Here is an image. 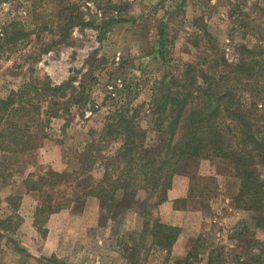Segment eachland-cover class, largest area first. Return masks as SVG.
Returning <instances> with one entry per match:
<instances>
[{"label":"rangeland","instance_id":"1","mask_svg":"<svg viewBox=\"0 0 264 264\" xmlns=\"http://www.w3.org/2000/svg\"><path fill=\"white\" fill-rule=\"evenodd\" d=\"M68 18L71 26L64 23ZM160 33L163 39L158 38ZM6 36L13 42L2 43ZM158 44L161 52H157ZM240 45L255 52L260 67L252 75L236 71L230 84L236 87L234 94L255 96L256 91L261 92L255 101L264 110V0H0V99L18 92L31 78H47L53 86H74L79 93L78 105L66 117L68 125L64 127L63 116L52 117L45 133L64 145L69 158L64 173H71L93 146L101 149L92 150L96 162L92 169L98 171L97 166L112 156L117 146L114 139L109 142L100 134L110 114L138 108L136 122L151 149L160 137L148 105L155 91L163 89L162 78L179 79L186 63L200 65L206 56L211 68L209 64L203 69L226 74L242 54L236 50ZM71 94L68 88L62 97L69 100ZM257 128L264 131L263 118ZM33 151L18 156L0 153V196H4L14 170L26 162L36 163L32 173L38 188L35 199L41 202L57 195L55 189L39 186L35 176L41 172L47 175L50 169L30 158ZM200 162L212 165L221 175V183L218 186L208 177L191 182L193 191L202 195L208 222L205 220L204 234L181 264H264V228L255 227L251 214L234 205L238 184L231 179L230 168L217 159ZM218 192L231 200L243 218L236 221L237 242L217 235L209 222V201ZM73 193L66 198L72 199ZM223 202L219 197L213 208L227 212L222 210ZM11 203L16 207L18 201ZM11 222L13 229L18 220ZM107 224L102 223L100 230ZM2 241L14 252L20 250L15 240L0 233V244ZM152 250L146 255V264H168L167 255L154 257L159 249ZM17 253L14 259H24L22 252Z\"/></svg>","mask_w":264,"mask_h":264},{"label":"trees","instance_id":"2","mask_svg":"<svg viewBox=\"0 0 264 264\" xmlns=\"http://www.w3.org/2000/svg\"><path fill=\"white\" fill-rule=\"evenodd\" d=\"M70 19L64 23L70 25ZM59 27L63 28L61 23ZM3 40L4 44L13 42L7 36ZM236 50L242 54L226 74L203 69L210 64L206 56L200 65H186L179 79L162 78L163 89L155 91L148 105L154 130L160 137L158 145L151 149L136 122L138 108L110 114L101 137L109 142L119 139L121 145L102 162L100 183L84 194L73 193L72 199H65L53 209L71 204L75 207L82 197L93 196L102 202L108 215L117 216L126 204L136 202L142 208L141 230L131 232L120 243L131 264H146V255L153 248L170 250L179 233L177 228L161 224L156 218L174 175L192 173L200 160L217 159L227 164L238 181L234 204L251 212L255 227L263 229L264 131L257 126L258 120H264V110L255 101L261 92L256 91L255 96L234 94L236 87L230 84L236 71L252 75L260 65L254 51L243 45ZM68 88L72 94L64 100L62 93ZM76 92L68 83L53 86L47 78H31L18 92L0 99V153L18 156L35 150L46 136V124L52 117L63 116L66 127L70 121L66 117L78 105ZM92 150L101 151L93 146L81 154V166L71 173L48 170L47 175L38 177L39 186L90 179L95 163ZM31 183L29 189L37 191L35 182ZM51 202V197L47 198L44 207L50 210Z\"/></svg>","mask_w":264,"mask_h":264},{"label":"crops","instance_id":"3","mask_svg":"<svg viewBox=\"0 0 264 264\" xmlns=\"http://www.w3.org/2000/svg\"><path fill=\"white\" fill-rule=\"evenodd\" d=\"M158 38L163 39L162 33ZM161 51L162 45L158 44L157 52ZM186 65L188 64L186 63L183 67L185 68ZM114 141L117 146L113 153L121 145L119 139ZM65 152L64 145L59 141L51 140L48 135L42 138L30 158H34L40 166L47 165L54 173L62 174L69 168V158L66 157ZM79 154L81 155V152ZM35 166V162L21 163L14 170L15 174L8 182L4 196H0V233L15 240L20 248V250L16 249L17 252H22L24 255V259L21 256H15L14 259V253H18L14 252L13 248L9 249L2 241L0 264H38L39 262L44 264H131L124 255L120 242L131 232L141 230L142 208L139 204L136 202L126 204L123 210L118 211L117 216H112L107 214L99 199L85 196L75 207L53 209L68 199L66 195L69 192L81 195L99 184L104 172L102 165L97 166L100 167L98 171L94 168L91 170L90 179L64 181L54 187L44 185L46 189L57 191L56 196H50L51 211L48 207H44L45 200L37 201L34 196L36 191L29 189L31 182L34 181L32 173ZM80 166L81 164L78 163L74 170L79 169ZM41 173V176L45 175ZM217 174L212 165L200 162L192 173L174 175L166 201L158 206L156 218L161 224L177 228L179 233L170 250L159 249L154 257L164 253L168 257V264H181L186 261L189 253L204 234L206 221L208 222L204 216L202 195L193 191L191 182L195 178L208 177L214 179L219 186L221 180L218 178L221 175ZM36 177L40 176L36 175ZM231 179L238 184L235 178ZM220 194V192L215 193L209 201L212 210L209 222L217 235H226L227 238L237 242L239 237L235 233L236 221L243 218L240 212L235 210V204L231 205V200ZM219 197L224 199L222 210L227 212L223 213L213 208L214 203L219 201ZM12 200L18 201L16 207L11 203ZM1 203L4 204V209ZM248 213L253 218L252 213ZM14 218L18 220V223L12 229L11 221ZM106 222L107 227L100 230L101 224ZM99 251L105 254H99ZM151 253H154V250ZM5 258L10 259L5 260Z\"/></svg>","mask_w":264,"mask_h":264}]
</instances>
